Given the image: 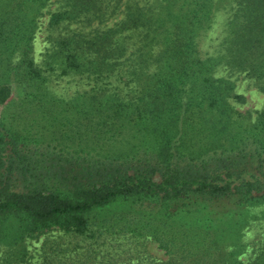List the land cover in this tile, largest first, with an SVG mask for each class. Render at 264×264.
<instances>
[{
    "label": "trees",
    "instance_id": "1",
    "mask_svg": "<svg viewBox=\"0 0 264 264\" xmlns=\"http://www.w3.org/2000/svg\"><path fill=\"white\" fill-rule=\"evenodd\" d=\"M59 1L50 26L115 20L51 40L44 64L89 81L59 96L29 56L48 0H0V81L24 91L0 115V232L9 221L14 235L93 239L55 243L38 264H238L249 211L264 204V108L260 126L244 123L214 71L264 79V0ZM220 9L215 54H202ZM113 202L127 213L97 222ZM146 232L164 259L147 253ZM249 245L243 264H264V237Z\"/></svg>",
    "mask_w": 264,
    "mask_h": 264
},
{
    "label": "rangeland",
    "instance_id": "2",
    "mask_svg": "<svg viewBox=\"0 0 264 264\" xmlns=\"http://www.w3.org/2000/svg\"><path fill=\"white\" fill-rule=\"evenodd\" d=\"M216 3L223 4L216 1ZM60 4L59 0H48L46 5L42 8L41 14L36 18V26L31 38V50L29 56L36 68L42 71L43 76L46 78L49 90L59 96H68L75 90H87L89 88V81L79 74H76L67 69H63L61 62L58 58L52 57L51 63L47 66L44 63L48 56L54 51V47L51 45V40L57 36H61L67 33L69 30L74 29L76 31H88L93 27L109 26L115 17H111L102 24H96L92 22L89 26L85 21L79 20L73 23L62 22L56 26H50L48 23V17L50 12ZM222 7V6H220ZM120 15H116L118 18ZM223 10L214 12V19L212 20L209 28L204 32V37L198 44V48L201 53H213L216 48L219 38L221 37L222 21L224 19ZM12 58V57H11ZM14 61V57L12 58ZM40 71V72H41ZM216 76H224L226 79L232 82V96L229 97L228 102L233 107V110L238 114L247 118L245 122H254L260 126L261 117L259 113L264 108V79L257 80L252 77L246 76L244 73L231 72L225 68L221 63L215 65ZM23 83L20 82H4L0 81V115L5 104L9 100H15L23 95ZM258 126V127H259ZM130 203L122 204L113 202L108 205L100 214L96 215V221H100L101 218L109 216L112 212L123 211L127 213V207ZM250 216L248 217V227L244 229L242 235V243L245 244L243 252L237 256L238 264H243L248 258L250 245L249 243L257 242L264 237V204L251 207ZM112 222L118 221L112 219ZM120 221V220H119ZM15 222H5L3 231L0 232V264H2V258H10L18 256L21 259L19 264H38L47 252L55 250L53 245L55 243H62L67 241H75L78 239L93 240L88 238V234L76 235L70 233H63L54 227L44 228L40 230L29 231L24 229L22 234L14 235ZM105 226L107 224H104ZM116 226V225H114ZM102 237V234L98 235ZM143 239L142 244L152 257L164 259L165 254L163 250L158 247L157 243L149 237L146 233L141 236ZM59 246H57L56 250ZM62 247V245H60ZM46 251L45 254H42ZM54 251L53 253H56Z\"/></svg>",
    "mask_w": 264,
    "mask_h": 264
}]
</instances>
